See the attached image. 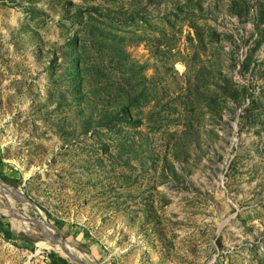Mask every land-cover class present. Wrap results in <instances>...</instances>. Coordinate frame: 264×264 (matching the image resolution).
I'll list each match as a JSON object with an SVG mask.
<instances>
[{
	"label": "rangeland",
	"instance_id": "374dc122",
	"mask_svg": "<svg viewBox=\"0 0 264 264\" xmlns=\"http://www.w3.org/2000/svg\"><path fill=\"white\" fill-rule=\"evenodd\" d=\"M0 172V264H264V0H0Z\"/></svg>",
	"mask_w": 264,
	"mask_h": 264
},
{
	"label": "trees",
	"instance_id": "16d2710c",
	"mask_svg": "<svg viewBox=\"0 0 264 264\" xmlns=\"http://www.w3.org/2000/svg\"><path fill=\"white\" fill-rule=\"evenodd\" d=\"M0 178L4 183L9 184L13 187H18L19 185V182L9 179L2 172H0ZM0 233L3 234L5 239H10L12 237L9 224H5L2 217H0ZM85 237H89L87 232H85ZM47 257L51 264H69L67 260L60 257L54 252L49 253Z\"/></svg>",
	"mask_w": 264,
	"mask_h": 264
},
{
	"label": "water",
	"instance_id": "95a60500",
	"mask_svg": "<svg viewBox=\"0 0 264 264\" xmlns=\"http://www.w3.org/2000/svg\"><path fill=\"white\" fill-rule=\"evenodd\" d=\"M2 185H5V184H2ZM16 193L21 195V196H23V199H24L25 202L31 204L34 208L37 209V205L35 203L31 202L29 199H27L24 195L20 194L18 191H16ZM46 226L49 227L50 229H52V227L49 224H46ZM44 239L47 240L50 244L58 245L61 248V250L63 251V253L68 255V250H67L66 246L61 244V243H59L57 237H55L53 235H50V234H46L44 236ZM77 260H78L79 264H85L82 261H80L78 258H77Z\"/></svg>",
	"mask_w": 264,
	"mask_h": 264
},
{
	"label": "bare ground",
	"instance_id": "6f19581e",
	"mask_svg": "<svg viewBox=\"0 0 264 264\" xmlns=\"http://www.w3.org/2000/svg\"><path fill=\"white\" fill-rule=\"evenodd\" d=\"M3 187H4V186H3ZM13 194H14V192H13L12 194H10V195H13ZM48 234H50V233H48ZM50 235H52V234H50ZM58 241H59V243H61V244H63V245L66 246V248H67V250H68V255H67V254H64L63 251L61 250V248H60L58 245H56V244H49V245H51L52 248L55 249V250H56L59 254H61L63 257L68 258L72 264H79V262L77 261L78 256H76V255L72 252V250H71V248H70V245L66 244L64 240L58 239ZM72 248H73V247H72ZM74 252H75V251H74ZM78 252H79V251H78ZM76 253H77V252H76Z\"/></svg>",
	"mask_w": 264,
	"mask_h": 264
}]
</instances>
